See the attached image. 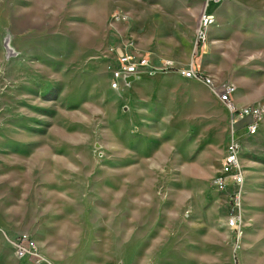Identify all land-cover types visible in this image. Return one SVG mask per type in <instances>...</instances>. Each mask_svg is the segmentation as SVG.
<instances>
[{
    "label": "rangeland",
    "instance_id": "obj_1",
    "mask_svg": "<svg viewBox=\"0 0 264 264\" xmlns=\"http://www.w3.org/2000/svg\"><path fill=\"white\" fill-rule=\"evenodd\" d=\"M0 0V264L35 239L53 264H264V116L241 139L239 229L212 186L230 116L173 72L110 88L117 51L192 60L240 104H264V0ZM229 193V194H228Z\"/></svg>",
    "mask_w": 264,
    "mask_h": 264
},
{
    "label": "built area",
    "instance_id": "obj_2",
    "mask_svg": "<svg viewBox=\"0 0 264 264\" xmlns=\"http://www.w3.org/2000/svg\"><path fill=\"white\" fill-rule=\"evenodd\" d=\"M202 9L195 31V48L203 47L210 38L211 30L217 22L213 6L225 0H201ZM173 72L185 79L201 78L213 87L215 95L224 103L230 116V136L223 155L221 166L215 175L212 186L218 192L227 193L232 184L235 191L229 194L233 204L232 213L228 217V227L239 229L242 222V205L245 195L246 177L240 162L241 139L237 133L242 131L247 136H254L260 130L264 116V104L242 105L235 99L236 87L227 82L216 85L212 76L201 72L192 60L183 67L172 59L164 58L160 64H154L149 58L141 54H132L123 49L117 51V65L110 71V88L121 90L128 87L134 80L144 75L156 76L159 73ZM131 78H133L131 80ZM16 255L19 258H30L37 264H53L41 252L37 242L28 233H22L13 242Z\"/></svg>",
    "mask_w": 264,
    "mask_h": 264
},
{
    "label": "crops",
    "instance_id": "obj_3",
    "mask_svg": "<svg viewBox=\"0 0 264 264\" xmlns=\"http://www.w3.org/2000/svg\"><path fill=\"white\" fill-rule=\"evenodd\" d=\"M156 76H157V75H156ZM156 76H150V77H156ZM138 79H139V78H138ZM138 79H136V80H138ZM136 80H134V81H136ZM134 81H133V82H134ZM239 104H240V103H239ZM242 105H247V104H242Z\"/></svg>",
    "mask_w": 264,
    "mask_h": 264
},
{
    "label": "trees",
    "instance_id": "obj_4",
    "mask_svg": "<svg viewBox=\"0 0 264 264\" xmlns=\"http://www.w3.org/2000/svg\"><path fill=\"white\" fill-rule=\"evenodd\" d=\"M214 6H215V5H214ZM214 6H213V7H214ZM213 7H212V8H213Z\"/></svg>",
    "mask_w": 264,
    "mask_h": 264
},
{
    "label": "water",
    "instance_id": "obj_5",
    "mask_svg": "<svg viewBox=\"0 0 264 264\" xmlns=\"http://www.w3.org/2000/svg\"><path fill=\"white\" fill-rule=\"evenodd\" d=\"M133 78H131V80H132Z\"/></svg>",
    "mask_w": 264,
    "mask_h": 264
},
{
    "label": "bare ground",
    "instance_id": "obj_6",
    "mask_svg": "<svg viewBox=\"0 0 264 264\" xmlns=\"http://www.w3.org/2000/svg\"><path fill=\"white\" fill-rule=\"evenodd\" d=\"M215 7V6H214Z\"/></svg>",
    "mask_w": 264,
    "mask_h": 264
}]
</instances>
